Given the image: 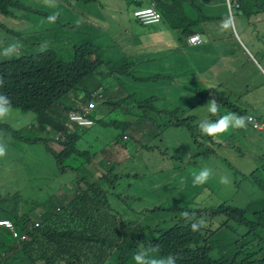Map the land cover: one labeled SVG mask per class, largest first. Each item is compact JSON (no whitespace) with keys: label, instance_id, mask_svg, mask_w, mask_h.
I'll use <instances>...</instances> for the list:
<instances>
[{"label":"trees","instance_id":"1","mask_svg":"<svg viewBox=\"0 0 264 264\" xmlns=\"http://www.w3.org/2000/svg\"><path fill=\"white\" fill-rule=\"evenodd\" d=\"M71 1L54 0L51 3L53 10L46 9L51 14L59 13L54 21L57 26L71 25L67 18L68 12L73 11L69 8L70 3L73 4ZM154 1L163 21L153 27V34L163 37L164 28L178 30L181 35L179 47L128 54L99 23L82 22L77 12L79 43L73 60L62 61L51 48L23 56L18 52L11 58L0 55V77L4 80L0 94L12 98L17 108L32 113L34 121H38L27 134V151L37 148L40 143L50 164H61L63 171L77 173L67 191L49 184L39 188L38 197H30L33 202L23 201L19 193L0 196V218L11 219L20 232L28 231L31 235L30 240L20 241L13 238L8 229L0 227V255L6 253L1 256L0 264H135L132 257L138 240L152 242L160 250L177 255L179 264H264V166L250 176L258 193L247 194L250 203L246 208L225 201L197 208L181 207L207 222L209 228L194 232L191 221L187 220L165 228L169 222L167 217L157 219L167 211L163 204L149 211V220L144 224L119 213L115 196L112 195L110 200L111 193L117 188L116 181L123 174L128 186L133 187L132 181L142 182L143 176L139 173L123 171L114 163L109 164L106 173H96L71 164L69 146L59 151L46 146L50 135L66 130L68 111L79 99L87 97L90 100L94 92H97L93 96L94 123L76 126V136L96 135L98 126L111 128L114 144H122L134 151L132 161H138L146 147L141 145L145 134L139 133L137 137L134 134L139 128L148 132L151 129L161 135L159 129L185 127L193 137L199 136L196 115L189 113L199 107L198 101L211 93L217 94L222 84L213 83V92L205 89L198 79V72L210 67L216 59L206 58L204 47H189L186 39L194 32L218 38L220 26L215 24L219 19L231 13L245 23L264 13V0H231L238 3L232 10L226 0ZM82 3L88 5V9H83L85 12L97 17L100 9L88 2L74 5L80 7ZM143 5L144 0H128L129 7ZM41 19L39 9L28 5L26 0H0V28L7 32L9 40L4 43L18 42L23 46L26 40L27 46H31V40L25 39L22 28L28 25L27 20H32L44 30H50L51 27ZM262 45L264 37L258 45V52L263 51L264 55ZM221 52L228 54L225 45L219 44L216 53ZM95 84L96 91L93 90ZM219 97L229 104V93ZM92 128L95 129L90 132ZM231 133L222 137L231 136ZM88 142L91 153L98 150L97 144ZM147 149L150 150L149 145ZM100 150L112 153L107 148ZM152 170L147 164L143 166V174L149 175L147 180L152 177ZM240 188L246 191L244 187ZM201 211L205 213L201 214ZM30 216L39 217L38 227L29 226ZM214 220L220 223L216 230L210 229ZM229 222L238 228L226 227L233 235L231 242L221 232ZM134 225L138 229H134ZM255 226L260 233L253 237Z\"/></svg>","mask_w":264,"mask_h":264},{"label":"rangeland","instance_id":"2","mask_svg":"<svg viewBox=\"0 0 264 264\" xmlns=\"http://www.w3.org/2000/svg\"><path fill=\"white\" fill-rule=\"evenodd\" d=\"M185 3L187 0H184ZM54 0H26L28 5H33L39 9L40 14L42 15L43 21H46L50 30H44L43 27L32 23V20H27L28 25L24 26L22 30L24 31L26 38L31 40L32 45L27 46V41L24 40V45L20 46L18 52L22 56L26 53L31 52H42L45 49L51 48L55 50L58 54V57L62 61H71L76 56V45L79 43V34L78 28L80 26L79 21H77L75 14L79 13V17L82 22L85 21H95L99 23V26L110 33L114 38H116L117 43L122 45L124 49L129 52H132L136 49L148 47L151 49L160 48V44L165 43L166 39L161 38L157 42L146 43L145 45L135 46L132 42L133 32L132 26L129 22V18H133L132 13H128L125 10V1L124 0H72L70 3V9L72 12H68V20L71 22V25H66L59 27L54 24V21L49 20V17L53 14L46 11L49 9L53 10ZM88 2L96 8L102 9V17H92L87 12L83 11L79 6H75V3ZM69 4V2H66ZM83 9H88L87 4H80ZM185 8V5L183 6ZM182 8V9H183ZM67 12V11H66ZM263 16H261L262 18ZM254 20H257L254 19ZM222 19H219L215 26L219 27ZM252 23V22H251ZM234 25H237L234 19ZM142 31H145L146 28L141 27ZM234 32V28H231ZM253 31L252 25L249 27L247 33ZM164 32V31H163ZM174 35H178L177 31H170ZM235 36V35H234ZM0 51L3 48L7 47L8 44L12 42L4 43L3 41H9L7 37V32L0 28ZM207 42L210 41L206 35L204 36ZM204 82H210L208 78L202 79ZM253 89V92H249L250 97L256 99L258 97V92L264 90V72L262 68H258L257 72H254L252 76L247 81L243 89L247 90V87ZM230 86L221 89L215 96H224L226 93H230L231 90H228ZM96 84L93 86V90L96 91ZM97 92H94L93 95H96ZM264 100V97L260 98ZM82 102H87L88 98L84 97ZM258 114H263L264 116V101L258 105L255 109ZM196 113L203 118L204 110L202 108L196 109ZM126 115V112L122 113ZM34 121L32 113H23L19 110H15V114L12 119V125L10 129L12 130V138L21 141L24 135V128L31 125ZM97 127V126H96ZM95 127V128H96ZM95 128H92V132ZM19 129H23L19 131ZM16 131V132H15ZM19 131V132H18ZM97 134L92 133L87 134L88 140L97 144L99 147L98 150L95 149V155L92 159L85 163V166H91L94 163L99 162L100 160L106 161L105 164L114 163L118 165L123 171L135 172L134 165L137 160H133L134 151L129 149L122 144H114V130L111 128H104L98 126L96 128ZM139 133L145 134V143L150 146V151L154 152V156L158 159H161L160 153L164 154V157L168 161L163 162L161 167L167 171V183L170 186H177L179 189L169 191L170 194L178 193L182 187L179 182L188 181L191 185L190 189L187 191L186 196L175 194V197L171 200V205L173 206L172 211L176 214L175 219H179L183 216V213L179 209L185 205H190L191 207L197 208V206H210L216 205L221 201H225L233 206H241L246 208L248 204L247 194L254 191L250 182H245L243 185L246 188V191H242L240 186L241 184L237 183V180L234 179L233 172L230 167L237 169L238 166H241L246 171L247 167L251 166L253 154L255 152L256 146H262V140L255 142L248 135L243 134L240 131H235L231 133V136L222 137L218 135L216 140L204 139V144L201 146H194V144L188 139L186 134H183L182 137L184 141L182 144L178 141L177 145L174 144L177 139L178 131L175 129H170L167 131L166 136L160 135L157 132L149 129V132L143 128L135 130L134 134ZM57 133L54 135L53 139L49 142V147L59 151L63 148V140L56 139ZM264 137V135H263ZM163 140V142H161ZM199 141H202L199 138ZM37 148L30 149L27 151V159L23 164L11 166H3L1 169L6 168L5 171L0 172V185H4V190L6 191H15L18 190L26 196H34L39 194L40 187H47L49 184H53L57 188H63L67 191L69 187L72 186V183L75 181L77 173L72 170L60 171L58 173L54 172L51 168V165L48 159L45 157V151L40 148L41 144L38 143ZM168 144V146H166ZM229 144H231L229 146ZM110 145V146H109ZM181 145V146H180ZM87 146V143H82V149ZM146 146V145H145ZM107 148L112 151L111 154L103 153L100 148ZM138 149L136 148L135 151ZM147 150V147L143 150V157L148 161V166L152 170L156 167V162L154 159H151L150 152ZM82 156L78 159V162H81ZM208 167L213 170L212 179H209L207 183L203 185H194L193 184V175L194 171H199L201 168ZM258 167V165H257ZM105 171L106 169L103 168ZM188 176H185L186 174ZM143 178L141 181L147 180L149 175L142 174ZM226 176L229 178L227 184L220 183V178ZM179 181V182H178ZM122 185L116 188V191L119 192L123 190ZM3 192V189L0 188V193ZM116 206L119 210L123 209V205L119 203L116 199L114 200ZM188 212V211H186ZM40 213L42 211L40 210ZM190 213V212H188ZM204 211H201V214H204ZM195 214V213H194ZM209 215H212V212H208ZM213 228L220 226L218 220H214L212 224ZM226 227H232L238 229L235 225L229 222V226H223L221 232L223 236L231 242L233 235L230 230ZM240 230H243V227H240ZM260 233L257 230L256 226L254 228V234ZM262 235V234H261ZM263 239L264 236L262 235ZM256 241H260V238H255Z\"/></svg>","mask_w":264,"mask_h":264},{"label":"clouds","instance_id":"3","mask_svg":"<svg viewBox=\"0 0 264 264\" xmlns=\"http://www.w3.org/2000/svg\"><path fill=\"white\" fill-rule=\"evenodd\" d=\"M226 2L229 10H232V7L238 4L237 1H231V0H226ZM147 8H152L156 10L158 13H160V19L155 20L147 13L139 12ZM127 12L128 13L131 12L133 15V18H129V22L131 23L132 26V32H133L132 42L135 46L145 45L146 43H152L158 41V40L153 41L152 37H154L153 33L155 31L153 27L161 25L163 21V15L161 11L158 9L156 2L154 0H151V3L149 5L138 6L136 8H132L130 6ZM58 15L59 13H54L49 17V20L55 21ZM261 16L263 17L261 18ZM256 18L257 20H254ZM234 19L237 25H234ZM263 20H264V13H260L257 16L251 17L245 23L241 22L238 18H234L233 15L229 13V15L224 17L220 22V29H218V33H219L218 38L212 37L210 38V41L207 42L204 36L198 32H194L187 37L186 42L189 47L192 48L204 47L206 48L205 57L216 59V61L213 64H211L210 67H208L204 71L198 72V79L201 83L205 85V89H209L211 90V92H213L212 84L218 82L219 80L218 74L215 73V69L221 66L226 67L227 69L236 68V63L241 62V56H240L241 53L244 54L248 59H250L254 63V65L257 66L260 65L259 64L260 58L258 56L259 54L258 45L261 39H263L264 30L259 26L258 23ZM251 25L253 27V31L251 33H247ZM141 27L146 28V30L142 31L140 29ZM232 27L234 28V32L231 29ZM162 30L165 32V35L161 38H165L166 42L160 44L161 46L160 48L151 49L148 47H143L136 49L132 52H129L126 49H124L122 45L120 44L119 45L128 54H137L147 51H161V50L174 49L179 47L180 36H181L180 32L178 30L167 29V28H164ZM170 31H177L178 35H174ZM138 39H140L141 41L137 42ZM219 44H222V46L225 45V47L228 50V54H223V52H221L220 54L216 53L217 46H219ZM19 47L20 45L18 42H12L8 44L7 47L3 48L2 52H0V55L11 58L12 56L18 54ZM183 51L186 53V49H184ZM258 68L260 67L258 66ZM205 77L208 78L210 82L208 83L204 82L202 79ZM3 83H4L3 77H0V86H3ZM219 88L223 89L224 87H219ZM93 96L87 102H82L81 99L77 101V105L68 111V122H66L65 124L66 130L58 131L50 135L49 141L47 142L46 146H49L48 145L49 142L53 139L54 135L57 133L56 139L63 140L62 149H64L66 146H69V148H71L72 150V155L70 157L71 164L80 168L92 169L96 173L97 172L106 173L109 170L110 166L103 164L104 160H100L99 162L94 163L93 165L88 167L85 166V163L89 162L92 159V157L95 155V153L94 152L91 153L92 147L89 144L87 138L76 136L75 134L76 126L79 127H86V126L80 125L79 123H77L76 121L70 118V113L72 111L81 110L84 105H88L90 102L94 101ZM215 96L216 94L211 93L209 94L208 97L198 101L199 107H196L194 110H192L189 113L190 115H196V123H197V130L199 132V136L193 137L191 133H189L186 130L185 127L170 126L165 130L159 129V131L161 135L166 136L167 131H169L170 129L177 130L178 140L174 141L175 145H177L178 141L182 144V142L184 141L182 135L186 134L188 136L189 142L191 141L194 144L195 148L196 146L199 145L201 146V144H204V139H209L210 141L216 140L215 138L218 135L223 136L227 133L235 132V131H240L243 134L248 135L255 142L262 140V146L261 147L256 146L255 152L253 154V159H252L253 162L251 166L247 167L246 169L248 174L244 172V169L241 166H238L237 169L230 167V169L233 172L234 179L237 180V183L241 184V186L245 188L243 184L245 182H250L252 187L254 188V191L252 192L258 193V188L256 184L252 181L250 176L252 175L253 172L259 170L264 166V137H263L264 118L262 119L257 115L249 112V109L245 106V103L242 101L243 95H237L234 97L232 92H230L229 104L226 103L219 96L217 98H215ZM198 108H202L204 110L202 119L196 113V109ZM15 110H19L20 112H23L15 106L12 98H8L6 95L0 94V167L11 166V164L20 165L26 161L27 159L26 144L28 142L27 134L30 129H32L35 125H38V121H33L31 125L25 127L24 135L21 141L12 138L13 133L12 130L10 129V125H12V119L15 114ZM250 115L254 116L259 123L263 124V127L256 128L253 125V123L249 122L252 119ZM243 128L251 129L254 136L247 133L246 131H243L242 130ZM22 130L23 129H19V131ZM199 138H201L202 141H199ZM197 142H199L198 145H196ZM41 143L45 144L44 141H42ZM82 143H87V146L83 149H82ZM141 145H146V147L148 146V144L145 143V139L142 140ZM230 145L231 144H229V146ZM148 153L150 154L151 157L154 156V152L150 151ZM159 155L164 156V154L162 153H160ZM82 156H86V157L83 158L81 162H78V159H80ZM146 164L148 165V161L144 159L143 152H141L138 161L134 165L135 172L142 175L143 174L142 168ZM50 165L52 170L56 173L63 171V166L61 164L60 165L50 164ZM103 168H105L106 170L104 171ZM5 170L6 168L4 169L0 168V172H3ZM122 175L117 179L116 183H117V187L122 185L124 189L119 192L115 190L113 194L111 193L110 200L113 195L115 196L116 200L123 205V209L118 211L119 213L124 214L125 218L131 220L137 219L138 221H140L141 224H144L145 222H147V220H149V214H150L149 211H151L157 205L163 204L166 206L167 211L166 213L159 215L157 219H160L163 216L167 217L169 222L167 225L164 226L165 228L174 226L177 223H185L186 220L191 221V229L194 232L209 228L207 222L203 218H197L194 213L190 214L181 207L179 209L181 210L182 213L184 212L183 216H181L179 219H175L176 214L172 211L173 206L171 205V202L150 199L138 192H135L133 190L134 186L129 187L127 181L122 177ZM192 175H193L194 185H203L207 183L208 180L212 177L213 170L211 168L204 167L201 168L199 171H194ZM97 178L99 177L97 176ZM132 182L134 184L137 183L136 180ZM228 182H229L228 177L222 176L220 178V183L227 184ZM0 188L3 189V192L0 193V196L7 195L9 193L11 194L19 193L23 201H29V202H33L30 197H38V194L34 196H26L18 190L6 191L4 190L3 184L0 185ZM247 198L249 204L250 197L247 196ZM38 212L39 211H37V214L39 215ZM30 219H31V222L29 224L30 227L33 226L38 227L40 225L39 217L30 216ZM0 227H4L8 229L11 232L13 238L19 239L20 241H28L31 239V235L28 231L20 232L16 228L14 222L7 217L0 218ZM218 228H219L218 226H216L215 228L210 227V229L212 230H216ZM134 229H138L137 225H134ZM159 234H160L159 232H156V236H159ZM5 255L6 253L2 252L0 258L1 256H5ZM132 259L135 261V264H179L180 261L177 255L173 253L164 252L159 249L158 245H154L152 242H146L144 240H138V244L134 248Z\"/></svg>","mask_w":264,"mask_h":264},{"label":"crops","instance_id":"4","mask_svg":"<svg viewBox=\"0 0 264 264\" xmlns=\"http://www.w3.org/2000/svg\"><path fill=\"white\" fill-rule=\"evenodd\" d=\"M125 1V10H129L128 6V0ZM151 3V0H144V5H149ZM143 5V6H144ZM80 8L83 10L82 6L80 5ZM84 11V10H83ZM102 16V9L100 8L99 14H97V17ZM259 26L264 30V20L258 23ZM264 37V36H263ZM153 41L159 40L161 37H157L154 35ZM262 49H264V45L261 46ZM241 56V62L236 63V68H229L226 67H218L215 69V73L218 74L219 80L216 83H221V87H229L228 90H231L233 96L237 95H243L242 101L245 103V106L249 109V112L252 114L257 115L260 118H264L263 114H258L255 109L258 107L260 103L263 101L260 100V98L264 97V90H260L258 92V97L256 99L250 97L249 92H253V89L250 88V86L246 89H243V87L246 85L249 78L252 76L254 72L258 71V66L264 70V55L263 51L259 52L258 56L260 58V65H254V63L248 59L244 54H240ZM249 91V92H247ZM243 131H246L247 133L254 136L252 133V130L249 128H243ZM168 146V144L166 145ZM161 159H158L155 156L150 157L151 159H154L156 162V167L154 170H152L151 174L152 177L146 180L145 182L136 183L133 187V190L135 192H138L150 199L159 200V201H168L171 202V200L175 197V194H179L182 196H186L187 191L189 190L190 184L188 181L179 182L180 185H182L181 189L178 193L170 194L169 191L179 189L177 186H170L168 187L167 183V171L161 167V164L163 162L168 161L163 155H161ZM188 173L185 175L187 176ZM250 203V201H249Z\"/></svg>","mask_w":264,"mask_h":264},{"label":"built area","instance_id":"5","mask_svg":"<svg viewBox=\"0 0 264 264\" xmlns=\"http://www.w3.org/2000/svg\"><path fill=\"white\" fill-rule=\"evenodd\" d=\"M139 12H145L149 16L154 18L155 20L160 19V13H158L156 10H154L152 8H147V9L141 10ZM95 110H96L95 102L92 101L88 105H84L81 110L72 111L70 113V118L72 120L76 121L77 123H79L80 125L90 126L94 123V118H92V117L94 116ZM250 117L252 119L249 122L253 123V125L256 128H262L263 127V124L259 123L258 120L254 116L250 115Z\"/></svg>","mask_w":264,"mask_h":264}]
</instances>
